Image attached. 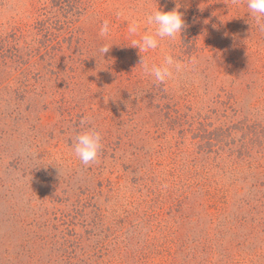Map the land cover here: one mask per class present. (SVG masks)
<instances>
[{"label": "rangeland", "instance_id": "obj_1", "mask_svg": "<svg viewBox=\"0 0 264 264\" xmlns=\"http://www.w3.org/2000/svg\"><path fill=\"white\" fill-rule=\"evenodd\" d=\"M156 7L186 27L139 52ZM247 13L246 0H0V264H264V32ZM167 54L181 70L156 83L142 56ZM88 128L102 149L86 166L71 144Z\"/></svg>", "mask_w": 264, "mask_h": 264}, {"label": "clouds", "instance_id": "obj_2", "mask_svg": "<svg viewBox=\"0 0 264 264\" xmlns=\"http://www.w3.org/2000/svg\"><path fill=\"white\" fill-rule=\"evenodd\" d=\"M248 15L251 16L257 25L259 31L264 32V0H246ZM123 15L117 12V16ZM144 23L152 26L151 31L145 30L138 40H132V47H137L139 52L147 53L150 50L158 49L161 42L168 41L173 43L177 38L181 40V33L186 27L183 14L178 7L171 11H162L157 7L148 13L144 19ZM140 30V21L133 19L129 26V34H136ZM110 32L109 22L104 21L100 35L107 36ZM113 44L102 45L99 49L102 58ZM145 74L154 78V82L163 84L174 76V72L181 70V63L172 54L164 57L162 65H149L144 56H142L140 64ZM84 123V121H82ZM72 151L79 161L84 165H90L98 162L102 149L101 133L93 128L75 134L74 141L71 144Z\"/></svg>", "mask_w": 264, "mask_h": 264}, {"label": "trees", "instance_id": "obj_3", "mask_svg": "<svg viewBox=\"0 0 264 264\" xmlns=\"http://www.w3.org/2000/svg\"><path fill=\"white\" fill-rule=\"evenodd\" d=\"M1 38V36H0ZM16 41V40H15ZM0 42H1V39H0ZM2 49V46H0V50ZM256 52V51H255ZM254 54V53H253ZM256 56V59L257 61L261 62V68H262V71H264V50H259L258 52H256L254 54Z\"/></svg>", "mask_w": 264, "mask_h": 264}]
</instances>
